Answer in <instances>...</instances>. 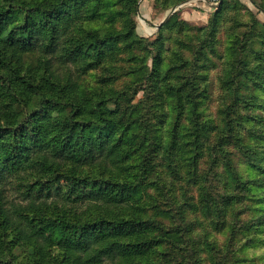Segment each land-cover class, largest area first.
I'll list each match as a JSON object with an SVG mask.
<instances>
[{
    "label": "rangeland",
    "instance_id": "rangeland-1",
    "mask_svg": "<svg viewBox=\"0 0 264 264\" xmlns=\"http://www.w3.org/2000/svg\"><path fill=\"white\" fill-rule=\"evenodd\" d=\"M210 1L109 0L104 19L78 24L109 29L115 57L85 69L52 56L54 78L119 93L108 105L136 142L153 137L128 171L146 159L145 213L177 233L155 243L157 264H264V0Z\"/></svg>",
    "mask_w": 264,
    "mask_h": 264
},
{
    "label": "trees",
    "instance_id": "trees-1",
    "mask_svg": "<svg viewBox=\"0 0 264 264\" xmlns=\"http://www.w3.org/2000/svg\"><path fill=\"white\" fill-rule=\"evenodd\" d=\"M111 12L109 0H0V264H157L155 243L178 238L145 213L146 159L128 169L153 137L136 142L108 105L119 93L54 78L52 56L85 69L115 57L109 29L78 24Z\"/></svg>",
    "mask_w": 264,
    "mask_h": 264
},
{
    "label": "built area",
    "instance_id": "built-area-1",
    "mask_svg": "<svg viewBox=\"0 0 264 264\" xmlns=\"http://www.w3.org/2000/svg\"><path fill=\"white\" fill-rule=\"evenodd\" d=\"M217 3V0H214V1H210L209 2V4H211V5H214V4H216Z\"/></svg>",
    "mask_w": 264,
    "mask_h": 264
},
{
    "label": "water",
    "instance_id": "water-1",
    "mask_svg": "<svg viewBox=\"0 0 264 264\" xmlns=\"http://www.w3.org/2000/svg\"><path fill=\"white\" fill-rule=\"evenodd\" d=\"M220 2H222V0H221ZM175 9H176V8H173L172 11H174ZM166 18H167V17H166ZM166 18H165V19H166ZM165 19H164V20H165ZM164 20H163V21H164ZM163 21H162L160 24H158V27L163 23Z\"/></svg>",
    "mask_w": 264,
    "mask_h": 264
}]
</instances>
